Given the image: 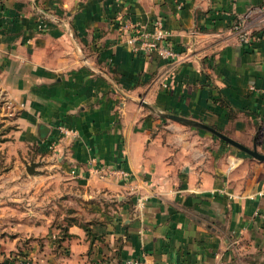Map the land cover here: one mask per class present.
I'll return each instance as SVG.
<instances>
[{
	"label": "crops",
	"instance_id": "obj_1",
	"mask_svg": "<svg viewBox=\"0 0 264 264\" xmlns=\"http://www.w3.org/2000/svg\"><path fill=\"white\" fill-rule=\"evenodd\" d=\"M263 3L0 0V91L13 122L0 142V264H235L240 250L264 249L254 214L264 161L207 129L264 154ZM243 15L252 39L239 43L231 26ZM120 18L161 19L175 59L132 52ZM30 160L46 173L28 175ZM56 174L76 191L74 222L61 227L51 224L58 198H32L43 178L63 188Z\"/></svg>",
	"mask_w": 264,
	"mask_h": 264
},
{
	"label": "built area",
	"instance_id": "obj_2",
	"mask_svg": "<svg viewBox=\"0 0 264 264\" xmlns=\"http://www.w3.org/2000/svg\"><path fill=\"white\" fill-rule=\"evenodd\" d=\"M257 11L264 13V3L257 8ZM249 13L250 11H247L245 15ZM245 15L239 17L231 26V31L234 33L239 43H246L252 39L243 24ZM118 30L121 35V41L128 46L132 52L141 53L143 55L153 54L169 61L175 59L177 55L167 41L165 29L159 18H153L146 28L132 23L129 20L120 18L118 20ZM60 131L63 134L73 133L71 130L63 127H60ZM256 135L259 138L264 136V126L257 130ZM98 171H103V169L99 168ZM117 173L122 177L126 176V173L123 171H118ZM143 201L144 196H137L135 201L136 206L141 207ZM254 214L260 218L264 224V212L255 211ZM125 264H144V262L139 259H127L125 260Z\"/></svg>",
	"mask_w": 264,
	"mask_h": 264
},
{
	"label": "rangeland",
	"instance_id": "obj_3",
	"mask_svg": "<svg viewBox=\"0 0 264 264\" xmlns=\"http://www.w3.org/2000/svg\"><path fill=\"white\" fill-rule=\"evenodd\" d=\"M12 118V111L11 108L8 105L7 100L4 98V94L0 91V142L3 141L6 138V134L9 132L10 129L13 128V122L11 120ZM2 154L0 153V156ZM2 161V159H0ZM38 161V160H37ZM38 169H41V172L46 173V169H42V164L38 167ZM43 174V173H41ZM58 178V181L62 183L63 188H59V191L56 190V183L54 182V177L50 176L48 178H43L42 180L45 182L40 187H37L35 189H32L33 194L32 198L41 197L44 198V202H47L50 204L51 201H56L57 199V205H52L51 212L54 214V219L51 221L52 226L61 227L60 225L66 224V222L70 219H72L77 212L76 205L73 203L72 197L74 196V193L76 192L74 188L67 186L68 180L63 176L62 174H56ZM57 181V182H58ZM41 192V194H39ZM44 196V197H42ZM46 198V199H45ZM22 200V199H20ZM19 209H23L24 202L21 201L19 203ZM75 218V217H74ZM14 251H10L8 254V259L12 258V262L17 260L16 254H21L20 250L17 249H11ZM13 252V253H12ZM7 252H5V255ZM7 256V255H6ZM5 256V258H7ZM264 261V249L260 248H250L246 251L240 250V253L237 254L236 258L234 259L235 264H260V262ZM11 263V262H10ZM13 264V263H12Z\"/></svg>",
	"mask_w": 264,
	"mask_h": 264
},
{
	"label": "water",
	"instance_id": "obj_4",
	"mask_svg": "<svg viewBox=\"0 0 264 264\" xmlns=\"http://www.w3.org/2000/svg\"><path fill=\"white\" fill-rule=\"evenodd\" d=\"M57 21V20H55ZM140 103H142L143 105L146 106V104L142 101H140ZM169 117L175 119V120H181V118H179L178 116H174V115H169ZM212 134L216 135L217 137H219L220 139L224 140L225 142L231 144L232 146L236 147L237 149L243 151L244 153H246L247 155H249L250 157L258 160V161H264V154H261L259 152H257L255 150V144L252 145L251 148H247L229 138H227L226 136H224L223 134H221L220 132L212 129V128H207ZM40 165V162L38 161H33L30 160L28 162H26L24 164V170L28 175L34 174L35 173V169L36 167H38Z\"/></svg>",
	"mask_w": 264,
	"mask_h": 264
},
{
	"label": "trees",
	"instance_id": "obj_5",
	"mask_svg": "<svg viewBox=\"0 0 264 264\" xmlns=\"http://www.w3.org/2000/svg\"><path fill=\"white\" fill-rule=\"evenodd\" d=\"M74 220L73 219H70L66 222L65 225H70L71 223H73ZM82 229L83 231L85 232V234L88 237L89 241H88V244H89V247H90V244L92 243V239L95 238V234L91 232L90 228L86 227V226H82ZM69 235L66 233V229L64 228L62 234L60 235V238L59 239H63L65 237H68ZM260 264H264V261L260 262Z\"/></svg>",
	"mask_w": 264,
	"mask_h": 264
}]
</instances>
